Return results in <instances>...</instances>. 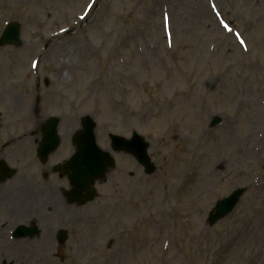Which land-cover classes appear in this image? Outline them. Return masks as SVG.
Masks as SVG:
<instances>
[{"label":"rangeland","instance_id":"1","mask_svg":"<svg viewBox=\"0 0 264 264\" xmlns=\"http://www.w3.org/2000/svg\"><path fill=\"white\" fill-rule=\"evenodd\" d=\"M200 6L190 15L186 0H0V35L18 23L22 42L0 48V144L11 148L10 136L26 134L24 147L5 156L9 166L29 160L24 151L48 117L60 120L59 148H70L86 115L100 148L108 133L135 131L156 166L147 177L121 157L94 202L66 208L69 222L58 223L57 211L51 245L36 249L41 258L264 264V0ZM214 116L222 122L209 129ZM238 188L248 191L233 213L209 228L215 203ZM36 224L41 240L44 223ZM59 230L69 239L57 250ZM18 250L8 264H36L37 255Z\"/></svg>","mask_w":264,"mask_h":264},{"label":"water","instance_id":"2","mask_svg":"<svg viewBox=\"0 0 264 264\" xmlns=\"http://www.w3.org/2000/svg\"><path fill=\"white\" fill-rule=\"evenodd\" d=\"M13 45L19 47L21 45L19 41V26L11 24L7 27L3 36L0 39V46ZM52 123L45 126L44 130V143L47 148H56L59 144V139L56 135L57 120L52 119ZM220 123L219 118H214L210 124V128L215 127ZM81 132H78L73 138V144L76 148H79V155L73 158L74 175L72 174L71 180L73 183V194L78 196L82 190L86 192L87 199L80 204L88 201H92L95 197V192L92 189V185L96 179H103L104 172L108 167H112V163L107 162V155L99 154L95 150V139L93 135L94 124L88 117L82 120ZM112 148H121L125 153L135 156L138 163L144 168L145 173L151 175L155 168L150 164V161L146 155L148 144L144 140L133 135V138L129 141L119 137H111ZM86 148V149H85ZM86 185L85 187H81ZM85 189V190H84ZM245 190H238L234 192L229 198L219 202L214 211L209 214L208 224L213 226L218 221L228 216L236 204L239 202L240 197ZM60 241H65L66 237L64 233H60Z\"/></svg>","mask_w":264,"mask_h":264},{"label":"flooded vegetation","instance_id":"3","mask_svg":"<svg viewBox=\"0 0 264 264\" xmlns=\"http://www.w3.org/2000/svg\"><path fill=\"white\" fill-rule=\"evenodd\" d=\"M15 148H0V162L5 161L6 157H10V153H13ZM24 153L26 154L27 151L25 150ZM6 156V157H5ZM9 156V157H8ZM7 163V162H6ZM7 165H9L7 163ZM52 166H40L34 171V175L31 176L30 178L26 176H16L12 178L10 181L6 182L5 184L0 186V193L1 195L5 190L11 193L16 199L19 197L25 196L26 198H39V203L35 206L34 204L30 207L31 210H29V214L23 215L21 218L16 217L15 213H13L12 208L10 205L7 204V201L3 200V198H0V207L4 205V208L6 209V216L3 218V221L0 219L5 224L13 223L14 225L18 224L19 220L21 219H26L29 217V220L32 219L34 213L35 215H38L41 222L44 223V232L46 229H48L51 226V221L56 219L57 211L62 213V216L65 217V222L70 221V217H68V210H59L57 208V198H58V193L60 192V195H63L64 190L59 189V184H63L64 181L66 180L63 178L62 175H57L52 173ZM24 180L26 183H24ZM14 182V184L11 186V184ZM24 183V184H23ZM4 186V187H3ZM46 198L47 200L44 201L45 207L44 209L40 208V203L42 198ZM54 210H53V209ZM52 210V213H51ZM34 215V216H35ZM58 216V215H57ZM8 218L9 220L5 219ZM39 218L35 220H31L27 225L23 226H30L34 225L38 228L37 222H40ZM19 225V224H18ZM17 226V225H16ZM52 228V227H50ZM41 233V231H40ZM0 235L1 232H0Z\"/></svg>","mask_w":264,"mask_h":264},{"label":"bare ground","instance_id":"4","mask_svg":"<svg viewBox=\"0 0 264 264\" xmlns=\"http://www.w3.org/2000/svg\"><path fill=\"white\" fill-rule=\"evenodd\" d=\"M189 4V9H190V15L193 14H197V12L199 10L200 6V1L201 0H186ZM0 89L3 92L4 87ZM2 92H0V97ZM23 98L25 99V95L23 96ZM24 183H26V181L24 180ZM23 183V184H24ZM14 184V182L11 184V186ZM2 198L3 200L7 201V204L10 205V207L12 208L13 213H15L16 217L21 218L23 215L29 214V210H31V206L34 204L35 206L37 205V203H39V198H26V197H18L16 199V197H14L13 195H11L10 192H8L7 190H5L2 194ZM47 200L46 198H42L41 202L44 203V201ZM52 228H48L45 230V235L43 237V241H41V244L44 246H48L51 245L50 240H51V235H52ZM32 243H27V242H23L21 243V250H26L29 252L30 248L32 247ZM12 255V253H10ZM28 259V257H26V260ZM37 259V264H51V261L49 258H41V259Z\"/></svg>","mask_w":264,"mask_h":264}]
</instances>
